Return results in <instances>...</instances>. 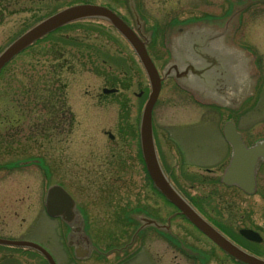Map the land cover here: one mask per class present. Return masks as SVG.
Wrapping results in <instances>:
<instances>
[{
  "label": "rangeland",
  "instance_id": "1",
  "mask_svg": "<svg viewBox=\"0 0 264 264\" xmlns=\"http://www.w3.org/2000/svg\"><path fill=\"white\" fill-rule=\"evenodd\" d=\"M83 2L108 5L134 24L126 0H1L6 16L1 37H16L50 13ZM243 3V0H136L141 16L146 19L144 30L160 29L157 42L150 44L157 50L152 53L155 64L160 66L167 55L162 42L167 25L191 21L219 23V18L231 14L233 6ZM261 4L259 0H251L241 19L235 21L232 32L224 36L226 44L242 50L251 59L260 75L254 99L246 102L235 116L237 129L248 141L264 138V4ZM62 41L68 44L63 45ZM103 88L117 91L105 95L101 92ZM139 91H143L141 97L136 95ZM148 92L145 72L132 49L107 22L97 19L71 23L10 62L0 73V229H4L1 233L7 238L38 244L56 264H114L117 258L114 255L103 258L96 255L79 263L71 259L63 242L64 228L58 220L45 215L43 197L49 184H61L87 214L92 239L105 249L130 237L133 227L126 214L136 207L152 213L163 212L161 200L149 184L138 156L137 128ZM52 100L55 109L51 108ZM213 110L198 108L168 79L153 110V126L157 131H171L193 158L187 163H219L226 148L219 128L230 112ZM51 112L57 116L54 122ZM163 147L170 154L168 164H173L177 159L175 150L169 143ZM26 157L43 160L49 172L47 177L37 165L5 169L13 167V161ZM39 166L44 168L42 164ZM193 171L201 173L198 168ZM177 180L188 186L180 178ZM209 190L222 201L225 210L219 215L207 214L203 208L202 211L219 222L221 228L242 227L244 216L246 223L251 220L261 224L264 169L259 175L257 194L252 197L221 185L194 187L187 192L205 201ZM183 232V237L191 242L186 237L190 233ZM196 242L208 253L206 264H221V253L216 248L210 249L200 237ZM152 249L161 251L166 247L157 242ZM0 264L47 262L27 250L0 247Z\"/></svg>",
  "mask_w": 264,
  "mask_h": 264
},
{
  "label": "water",
  "instance_id": "2",
  "mask_svg": "<svg viewBox=\"0 0 264 264\" xmlns=\"http://www.w3.org/2000/svg\"><path fill=\"white\" fill-rule=\"evenodd\" d=\"M250 3L251 0H247L241 6H233L231 14L219 20V23L195 22L184 25L175 33L168 35L166 44L171 59L163 69V76H172L180 87L192 91L200 102L237 109L252 94L257 72L252 66L251 59L242 50L226 44L224 36L232 32L235 21ZM127 4L140 33L141 22L134 1L128 0ZM85 19H101L110 23L131 46L147 75L150 94L141 114L139 140L142 158L153 185L226 253L246 264H264L263 261L239 250L201 218L193 215V211L175 193L164 177L156 158L151 132V109L157 98L161 79L147 55L145 43L111 9L81 3L51 14L21 34L0 53V70L38 39L66 24ZM103 92L112 91L104 89ZM223 135L232 147V156L221 181L251 195L255 192L257 166L259 162L264 163V141L246 147L231 122L224 125ZM33 162L39 163L36 160ZM30 163L24 161L18 165ZM44 204L49 216L61 218L69 227L66 240L67 244L73 247L75 258L87 259L95 248L85 234L82 214L69 194L59 185H50L46 190ZM141 222L144 226L155 225L154 221H147L146 218L141 219ZM240 233L249 237V232L245 230H241ZM0 244L33 249L39 252L48 264H55L49 253L37 244L4 239H0Z\"/></svg>",
  "mask_w": 264,
  "mask_h": 264
},
{
  "label": "flooded vegetation",
  "instance_id": "3",
  "mask_svg": "<svg viewBox=\"0 0 264 264\" xmlns=\"http://www.w3.org/2000/svg\"><path fill=\"white\" fill-rule=\"evenodd\" d=\"M5 24H6L5 10L0 0V50H2L11 41V39L9 40L7 36L6 37L4 36L3 38L1 37V33L3 32L2 28ZM14 38L15 37H12V39ZM148 50L151 56L153 55L152 57H154V54L152 53H156L157 50H155L154 47H150ZM140 93H141L140 95H142V91H140ZM153 137H154L156 151L161 166L163 168V171L167 175V177L169 178L175 189L198 213L200 212L199 209L203 208L207 210L206 211L207 214L210 212L211 214L218 215L219 211L217 213H214L215 210H213V208L209 204L205 203L207 202L206 199L205 201H203L200 197L194 198L193 195H189L187 190L193 189L194 187L211 188V187H215L216 185H221L223 188L226 189V187L223 186L220 182V176L229 161L230 152H231L230 147L227 144H225L226 148L224 155L222 157L223 161L221 160L219 161V163L198 165L193 163H187L189 162L188 160H191L193 158L189 157V155L186 154L187 152L185 151L183 145L171 134L170 130L164 131L162 129L157 131L153 129ZM168 143L170 144L172 149L175 150L176 152L175 157H177V159L174 161L173 164H168V160H170L169 157L170 154L168 153L167 150L165 151L163 147V144L165 145ZM197 168L201 170V173H194L195 171L193 170ZM177 178H180L184 183L185 182L188 183L187 186L188 188L180 184ZM159 199L161 200L162 207L164 208L163 212L152 213L151 210L142 207H136L135 209L136 211L135 210L132 211V212H137L134 214L132 218H130L129 221L133 227L132 233L137 231V229H139L138 227L140 225L137 219L139 218V215L142 214L139 211H143L146 214V216H149L150 218H154L159 226H161L162 228H166V230L168 229L171 232L170 235L158 231L155 228L149 227L146 229H141L140 231H138V234L136 235L131 247L127 251L120 252L119 254L113 253L109 255V256L114 255V257H117L115 259L114 264H127V263L130 264L131 262L135 264L136 260H138V264H206L209 261L208 253L200 246L198 247L196 242V240L199 237V234L201 233H198L193 226L191 227L190 224L187 223V220L182 216V214H180V212L173 205L168 203L164 198L159 197ZM80 209L82 210L87 220V227L89 234L90 221L84 209L82 207H80ZM202 213H203L202 216L207 220V222L214 226L213 221L209 219L207 214L204 211H202ZM220 213L222 214V212ZM241 220L243 221V225H241L242 226L241 228L250 229L258 233L261 237L260 242H253L245 239L243 236H241L238 233L239 229L232 231L231 235H228L229 236L228 238L235 245H237L247 253L255 255L261 259H264V221L262 222V224H257V223L255 224L251 220L250 223H246L245 221L248 220L247 219L244 220L243 217ZM190 229H192L198 237L190 233ZM3 230L4 229H0V238L6 237V235H3L1 233ZM184 230L190 233V234H186V237L187 239L191 240V242L187 241L183 237L182 232ZM202 240L207 243V246L210 249L213 250L215 248L214 244L205 236L202 237ZM124 242L117 245H112L106 249L119 246ZM157 242L163 244V246L166 247V249H163L161 251H153L152 246ZM180 242L183 243L186 247L195 251L196 253L190 254L187 251L181 249ZM93 243H96L99 249L106 250L105 248L100 247V245L96 241H94ZM218 251L221 253V257H222L221 264H240L239 262L235 261L227 254H224L221 250L218 249ZM92 256H96V254H92Z\"/></svg>",
  "mask_w": 264,
  "mask_h": 264
},
{
  "label": "bare ground",
  "instance_id": "4",
  "mask_svg": "<svg viewBox=\"0 0 264 264\" xmlns=\"http://www.w3.org/2000/svg\"><path fill=\"white\" fill-rule=\"evenodd\" d=\"M10 40V39H9ZM14 39H12L11 38V41L9 42V43H11L12 41H13ZM8 43V44H9ZM7 44V45H8ZM16 59V58H15ZM12 62V61H11ZM7 66V65H6ZM5 66V67H6ZM4 67V68H5ZM4 68L2 67V69L0 70L1 72L4 70ZM51 108L52 109H55V106H54V100H52L51 101ZM51 120H55V118L57 117L56 115H54V113H52L51 112ZM69 123V122H68ZM138 156H142L141 154H140V143H139V153H138ZM26 158H28V157H26ZM139 159H140V162L142 163V161H141V158L139 157ZM42 165H43V167L44 168H42V167H40L39 166V168L46 174V172H48V168L44 165V163H42ZM207 202H208V204L213 208V210H215L214 211V213H217L218 211L219 212H223V210H225V208H224V204L222 203V201H220V199L216 196V194H214V192H212V191H210L209 190V192L207 193ZM222 209V210H221ZM45 211V210H44ZM199 213L201 214V216H202V209L200 208L199 209ZM197 211H193V215H196V216H198L199 217V214ZM45 215L49 218V219H56V220H58L60 223H62L63 221L61 220V218H59V217H51V216H48L46 213H45ZM246 216H244V220L246 219L245 218ZM199 218H201V217H199ZM202 219V218H201ZM187 220V223H189L190 224V226L192 227H194L196 230H197V232L198 233H201V234H199V237L202 239V237H206V235H202L203 234V232L199 229V227H197L190 219H186ZM206 223V222H205ZM62 224H64V223H62ZM190 233H192L194 236H197L195 233H194V231L192 230V229H190ZM202 237H201V236ZM198 237V236H197ZM198 237V238H199Z\"/></svg>",
  "mask_w": 264,
  "mask_h": 264
}]
</instances>
